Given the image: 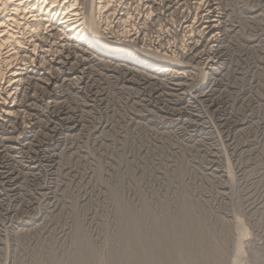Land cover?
Listing matches in <instances>:
<instances>
[{"label":"rangeland","instance_id":"rangeland-1","mask_svg":"<svg viewBox=\"0 0 264 264\" xmlns=\"http://www.w3.org/2000/svg\"><path fill=\"white\" fill-rule=\"evenodd\" d=\"M115 1L139 42L167 45L188 73L129 71L68 43L57 82L30 75L6 136L33 119L3 159L0 264H264V0H212L206 60L180 46L196 0Z\"/></svg>","mask_w":264,"mask_h":264},{"label":"bare ground","instance_id":"bare-ground-1","mask_svg":"<svg viewBox=\"0 0 264 264\" xmlns=\"http://www.w3.org/2000/svg\"><path fill=\"white\" fill-rule=\"evenodd\" d=\"M92 1V12L87 16L81 0H0V170H4L0 172V179L3 181L7 180L10 183L13 178L12 172H9V169L5 170L4 156L8 152L18 153L17 150L24 149L26 146L23 144V139L26 140L24 135L33 132L29 131L34 128L33 119L23 120V123H26L25 129L16 137H6L8 134H15L18 119L24 118L29 107L31 98L27 91L32 90V84L29 82L35 78L30 75L45 76L44 80L50 86L57 82L60 76L65 75L62 69L66 64H70L73 58L71 53H67L68 43L74 44L76 51L109 65L125 67L129 71L141 68L160 74L169 71L174 75L186 76L188 73L181 71L186 66L179 60L176 51H170L166 48L167 45L165 47L160 45L161 43L147 45L139 42L138 37H134L138 36L140 31L132 34V29H129L132 14L127 13L128 15L124 17V13L113 11L109 6L112 0L111 3L108 2L110 0ZM214 5L217 4H212V0H196L195 7L193 6L196 17L199 12H205V20L198 17L202 19L199 24L195 17L193 21L185 22L183 27L184 40L180 45L181 50L185 52L190 49L191 54L195 53L194 57L198 56L201 60L204 56L205 60L210 58L219 40L216 32L220 30L218 25L220 20L216 15L217 7ZM85 10L88 11L86 8ZM197 23L199 26L195 27ZM113 24L121 26L115 29L117 26L114 27ZM198 28L202 29L196 33L195 29ZM199 33L203 39L202 43H205L204 46L199 42H193L196 35L199 37ZM167 44L171 45L170 42ZM66 53L69 55L64 57L63 54ZM211 61L213 62L210 60L203 71V83L210 75L207 69L213 70ZM53 63L59 65V69L55 70ZM166 67L171 69L168 70ZM174 68H177L176 73Z\"/></svg>","mask_w":264,"mask_h":264}]
</instances>
